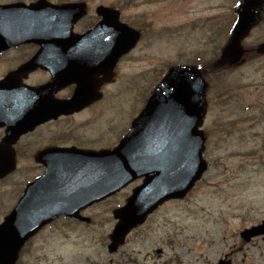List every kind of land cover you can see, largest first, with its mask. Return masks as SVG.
Listing matches in <instances>:
<instances>
[{
	"label": "rangeland",
	"instance_id": "rangeland-1",
	"mask_svg": "<svg viewBox=\"0 0 264 264\" xmlns=\"http://www.w3.org/2000/svg\"><path fill=\"white\" fill-rule=\"evenodd\" d=\"M237 1H96L117 2L123 20L142 31L136 49L120 63L113 85L117 90L106 97L117 108L111 116L106 104L100 127L105 144L114 130L119 140L126 134L168 65H205L218 54L236 19ZM263 38L264 26L252 31L245 46H257ZM207 78L211 103L204 157L210 167L188 196L164 204L129 234L118 252L110 253L109 234L116 224L112 210L125 203L132 186L123 189L103 203L102 221L92 229L70 226L69 246L49 256L53 264H218L227 253L232 264H264V243L242 247L239 233L264 218V56L250 53L241 65ZM253 129L260 131L258 136ZM88 143L83 147L89 148Z\"/></svg>",
	"mask_w": 264,
	"mask_h": 264
},
{
	"label": "flooded vegetation",
	"instance_id": "flooded-vegetation-1",
	"mask_svg": "<svg viewBox=\"0 0 264 264\" xmlns=\"http://www.w3.org/2000/svg\"><path fill=\"white\" fill-rule=\"evenodd\" d=\"M96 1L0 0V254L7 249V218L21 202L17 229L27 232L16 264H53L49 256L69 246L71 223L91 227L102 219V201L81 211L89 220L49 217L69 201L67 177L76 164L72 160L81 163L84 159L78 151L98 153L119 143L118 129L112 132L110 143H104L101 121L108 91L117 90L113 85L120 63L135 49L110 66L108 48L103 50L91 37L78 39L102 22L104 7L119 8L117 2ZM15 5H21L20 11L9 9ZM31 5L40 8L24 11ZM262 26L264 5L252 30ZM246 49L247 54L257 53L255 46ZM80 87L93 97L84 99L87 103L81 107L68 108L67 102ZM109 104L110 111L117 108L111 99ZM259 133L252 130L253 136ZM86 141L89 148L83 147ZM260 150H264V141ZM240 240L242 247L256 240L264 243V235Z\"/></svg>",
	"mask_w": 264,
	"mask_h": 264
},
{
	"label": "water",
	"instance_id": "water-1",
	"mask_svg": "<svg viewBox=\"0 0 264 264\" xmlns=\"http://www.w3.org/2000/svg\"><path fill=\"white\" fill-rule=\"evenodd\" d=\"M263 4L264 0H242L237 4L238 19L230 39L221 57L210 67L204 70L187 64L170 67L149 95L141 113L132 121L130 131L114 150L98 153L78 151V157L84 159L81 163L72 160L76 164L67 177L69 201L65 206L57 207L50 218L60 215L79 217L80 209L113 195L130 181L154 172L133 190L126 205L113 212L119 221L110 235L112 242L109 249L115 251L125 242L131 229L143 223L160 204L171 198H182L188 193L207 169L203 158L206 137L199 128L206 113L207 83L203 73L210 68L242 61L245 54L242 41L258 23L259 8ZM20 8L21 5L9 7L14 11H20ZM39 8V5H31L24 11ZM102 13L104 20L91 32L77 38L91 37L100 43L103 50L108 48L106 62L113 66L118 58L135 47L140 32L122 23L118 11L103 8ZM258 50L264 52V43ZM84 90L80 87L66 106L74 108L86 104L84 99L93 96L89 92L82 93ZM16 215L15 211L7 219L6 239L10 244L7 253L0 256V264H15L18 243L23 240L9 227L17 224ZM263 232L264 227L260 225L246 229L242 235L250 239ZM220 264L230 262L222 260Z\"/></svg>",
	"mask_w": 264,
	"mask_h": 264
}]
</instances>
